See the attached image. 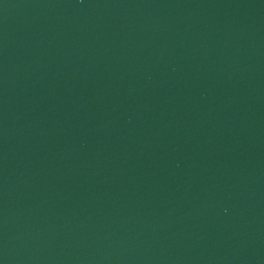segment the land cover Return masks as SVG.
<instances>
[{"label": "water", "instance_id": "obj_1", "mask_svg": "<svg viewBox=\"0 0 264 264\" xmlns=\"http://www.w3.org/2000/svg\"><path fill=\"white\" fill-rule=\"evenodd\" d=\"M0 264H264V0H0Z\"/></svg>", "mask_w": 264, "mask_h": 264}]
</instances>
